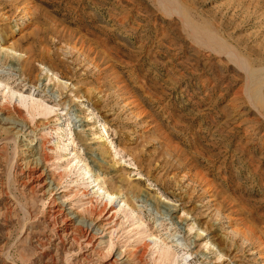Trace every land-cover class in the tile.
<instances>
[{
	"label": "rangeland",
	"instance_id": "obj_1",
	"mask_svg": "<svg viewBox=\"0 0 264 264\" xmlns=\"http://www.w3.org/2000/svg\"><path fill=\"white\" fill-rule=\"evenodd\" d=\"M1 106L0 264H264V0H0Z\"/></svg>",
	"mask_w": 264,
	"mask_h": 264
},
{
	"label": "bare ground",
	"instance_id": "obj_2",
	"mask_svg": "<svg viewBox=\"0 0 264 264\" xmlns=\"http://www.w3.org/2000/svg\"><path fill=\"white\" fill-rule=\"evenodd\" d=\"M249 75L251 76L252 80H254L256 77V73L252 72V70H250ZM0 117L1 120H4L9 123L7 124L9 125V127L7 128H2L0 126L1 133H4V135L6 134L7 136L9 135L13 136V131H15V133L18 134L20 130L18 128V125H16L17 122L14 112L9 107L7 106L0 107ZM16 137L17 136H15V138ZM20 151H21L20 156H18V158H16L17 156L16 154H14L15 156L14 159L12 158L13 160L11 162L12 164L10 166V171L12 172L13 175L17 177L18 179L17 183L19 184L20 187H22L21 189H27L29 192H31V194L36 195L37 192L41 190L42 186L48 184L47 180L48 179L50 180V178L47 177V175L44 172V169H42V165L38 162V160H36L33 157L32 151L28 149H23ZM50 181H52V179ZM171 208L169 207L168 210L171 211ZM71 216L72 215L67 213L64 207L61 205H57L56 207H53V209L50 210V212L47 214V220L49 222L50 229L52 230L54 229L53 232H55L54 249L51 251V255L48 256L47 263L49 264H58L59 246H61L64 250H70V248L73 247L79 248L82 242L85 243V245H91L95 239V233H93L94 228L95 227L100 228V227L98 226L97 214L94 211L91 212L89 224L76 223ZM76 216H77L76 218H79L78 215ZM82 254L83 256L78 260L80 264L85 263L87 260L91 258L92 250L89 249L86 253H82Z\"/></svg>",
	"mask_w": 264,
	"mask_h": 264
}]
</instances>
